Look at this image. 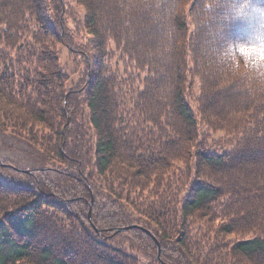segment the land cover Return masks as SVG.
<instances>
[{
	"label": "trees",
	"instance_id": "1",
	"mask_svg": "<svg viewBox=\"0 0 264 264\" xmlns=\"http://www.w3.org/2000/svg\"><path fill=\"white\" fill-rule=\"evenodd\" d=\"M222 2L0 0V129L58 164L0 158V264H264V85L220 61Z\"/></svg>",
	"mask_w": 264,
	"mask_h": 264
},
{
	"label": "rangeland",
	"instance_id": "2",
	"mask_svg": "<svg viewBox=\"0 0 264 264\" xmlns=\"http://www.w3.org/2000/svg\"><path fill=\"white\" fill-rule=\"evenodd\" d=\"M66 1L72 3V0H66ZM74 10L75 12H77L78 15L81 16L82 11L80 9L74 8ZM67 27L71 29L74 28V24L71 20H69V22L67 23ZM84 38H86V35L80 33L76 37L75 42L77 44H84L85 43ZM56 52L59 59V65L68 78L65 84V88L69 90L73 88L76 84H78V82L81 81L80 75L84 69V63L78 52L70 51L62 44L56 45ZM115 65L116 63L112 59L111 66L115 67ZM117 68L119 69V76H122L124 71V65L122 63H119ZM192 86L193 87L187 88L186 93L188 97L192 96V99L195 102V100L199 96V89L197 87L196 82ZM202 129L204 132L207 131L204 125L202 126ZM206 135H208V139H206L205 142L207 144H212L213 151L217 153L220 152L221 150L222 152L228 151L229 147L227 145L221 148L222 144H225V142L227 141V137H225L224 134L223 135L220 133L208 134L206 132ZM0 158L11 162L16 168L21 170L40 168V167L57 168L58 166L55 160H52L51 158L42 154V152L36 146L30 145L26 140H23L17 136L12 135L10 132H6L1 129H0ZM183 171H185L184 166H178L176 170L174 169L172 172H170L168 182L170 184L171 191H168L166 193L167 196L174 195L175 190L178 188V185H180L178 179H181V175ZM132 197L137 198V193L133 194ZM127 209L130 211V213H133L131 208L127 207ZM90 214H91V209L89 207V212H88L89 219L91 216ZM134 223H140V225L143 226L142 225L143 222L134 221ZM237 238L238 237H230V239L233 241H235ZM108 245L114 249L127 248V246H130L129 243L125 241L124 236L112 237ZM135 250H133V252L132 251L129 252L132 253L133 255L140 256L141 263L151 264V262L149 263V261L146 258L141 257L142 255L141 253H138V251ZM159 255L160 252L159 254L157 252V257H159ZM226 263L221 262L220 264H226Z\"/></svg>",
	"mask_w": 264,
	"mask_h": 264
},
{
	"label": "clouds",
	"instance_id": "3",
	"mask_svg": "<svg viewBox=\"0 0 264 264\" xmlns=\"http://www.w3.org/2000/svg\"><path fill=\"white\" fill-rule=\"evenodd\" d=\"M221 7L227 35L220 61L233 73L264 85V0H223Z\"/></svg>",
	"mask_w": 264,
	"mask_h": 264
},
{
	"label": "water",
	"instance_id": "4",
	"mask_svg": "<svg viewBox=\"0 0 264 264\" xmlns=\"http://www.w3.org/2000/svg\"><path fill=\"white\" fill-rule=\"evenodd\" d=\"M15 170H18V171H21V172H24V173H29L30 171L29 170H20V169H16ZM128 229H139V230H142L146 233H148L149 235H151L150 231L140 227V226H137V225H130V226H127V227H123V228H119L118 229V232L120 231H126ZM152 239L155 241L156 245H157V251H158V254L160 252V246H159V243L157 242V240L151 235Z\"/></svg>",
	"mask_w": 264,
	"mask_h": 264
}]
</instances>
